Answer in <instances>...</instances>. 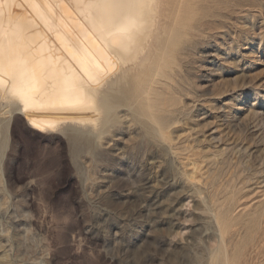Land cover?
<instances>
[{
	"label": "rangeland",
	"instance_id": "1",
	"mask_svg": "<svg viewBox=\"0 0 264 264\" xmlns=\"http://www.w3.org/2000/svg\"><path fill=\"white\" fill-rule=\"evenodd\" d=\"M180 20L171 155L132 118L96 142L0 114V264H207L221 201L248 235L264 207V0H186Z\"/></svg>",
	"mask_w": 264,
	"mask_h": 264
},
{
	"label": "bare ground",
	"instance_id": "2",
	"mask_svg": "<svg viewBox=\"0 0 264 264\" xmlns=\"http://www.w3.org/2000/svg\"><path fill=\"white\" fill-rule=\"evenodd\" d=\"M185 5L186 0H0V114L16 106L36 131H66L96 142L116 122L132 118L169 155L167 127L176 111L167 103L174 86L166 67ZM212 204L207 211L218 239L207 264H264L258 261L264 255V207L244 227V237L230 207Z\"/></svg>",
	"mask_w": 264,
	"mask_h": 264
}]
</instances>
